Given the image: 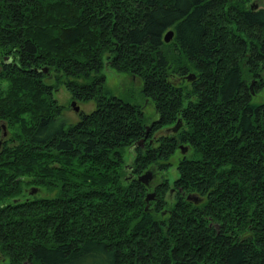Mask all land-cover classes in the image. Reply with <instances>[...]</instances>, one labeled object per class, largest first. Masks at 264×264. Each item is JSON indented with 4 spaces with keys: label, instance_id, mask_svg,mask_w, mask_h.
Returning <instances> with one entry per match:
<instances>
[{
    "label": "trees",
    "instance_id": "16d2710c",
    "mask_svg": "<svg viewBox=\"0 0 264 264\" xmlns=\"http://www.w3.org/2000/svg\"><path fill=\"white\" fill-rule=\"evenodd\" d=\"M262 85L256 0H0L3 264H264Z\"/></svg>",
    "mask_w": 264,
    "mask_h": 264
},
{
    "label": "rangeland",
    "instance_id": "374dc122",
    "mask_svg": "<svg viewBox=\"0 0 264 264\" xmlns=\"http://www.w3.org/2000/svg\"><path fill=\"white\" fill-rule=\"evenodd\" d=\"M257 4H264V0H256ZM105 72V84L106 86L113 92L121 95L130 94L131 87H135L138 89L139 79L135 78L134 75L130 76L125 71H120L112 68L109 65L104 67ZM187 76V75H186ZM132 87V88H133ZM134 88V89H135ZM54 95L56 99L63 104L61 115L64 117L66 121H73L78 118V114L80 110H89L93 107V100H80L71 96L70 91L66 88L63 83H58L54 89ZM256 97L258 99H264V85L256 93ZM75 99L77 101L78 107L75 108L71 100ZM181 148L179 147V151ZM177 174L176 164L171 163L167 169L158 170L155 172L150 180V185H154L162 175L168 176L169 182H171L172 178ZM171 185V184H170ZM169 190L167 189L166 194H168ZM165 194V195H166ZM169 195L173 196L174 192L172 191ZM170 196V197H171ZM174 198V197H173ZM173 198H169V204L174 201ZM191 198V197H190ZM165 210V209H164ZM5 262V257L0 251V264Z\"/></svg>",
    "mask_w": 264,
    "mask_h": 264
},
{
    "label": "water",
    "instance_id": "95a60500",
    "mask_svg": "<svg viewBox=\"0 0 264 264\" xmlns=\"http://www.w3.org/2000/svg\"><path fill=\"white\" fill-rule=\"evenodd\" d=\"M172 33H173V29H172V28H167V29L164 31V33H163V37H164L165 39H168V38L171 37ZM43 68L46 69V66H43ZM187 75H188V76L194 75V72L191 71V72H189ZM71 103H72V105H73L75 108L78 107L77 101H76L75 99H72V100H71ZM179 125H180V118H177V120L172 124V128H173V129H176ZM141 139H142V138L138 139V141L141 142ZM0 141H1V139H0ZM183 147H184V146L182 145V149H183ZM151 175H152V174H151L150 169H146V170H144L143 172H141V173L138 174V178H139V179H142V180H145V181H148V179L151 177ZM153 194H154V191H153V190L148 191V192L146 193V195H145L146 199L152 197ZM192 195H195V194H194V193H189L187 196H188V197H189V196L191 197Z\"/></svg>",
    "mask_w": 264,
    "mask_h": 264
},
{
    "label": "flooded vegetation",
    "instance_id": "af4514ba",
    "mask_svg": "<svg viewBox=\"0 0 264 264\" xmlns=\"http://www.w3.org/2000/svg\"><path fill=\"white\" fill-rule=\"evenodd\" d=\"M179 118V117H178ZM182 123V122H181ZM4 126V124H3V121L2 120H0V139H1V141H3V139H4V137L7 135V131L5 130V128L3 127ZM180 126V125H179ZM178 126V127H179ZM177 127V128H178ZM169 128H172V125H170L169 126ZM176 128V129H177ZM2 143L0 142V145H1ZM182 145L184 146L183 147V149H182ZM179 146H180V148L182 149V150H185V148H186V145L184 144V143H179ZM149 182V181H148ZM174 186L173 185H170L169 186V188H168V193L170 194L172 191H174ZM190 193H193V192H190ZM189 194V193H188ZM187 194V195H188ZM190 197V196H189ZM191 198H194V199H196L197 198V195H192L191 196ZM164 210V209H163Z\"/></svg>",
    "mask_w": 264,
    "mask_h": 264
}]
</instances>
